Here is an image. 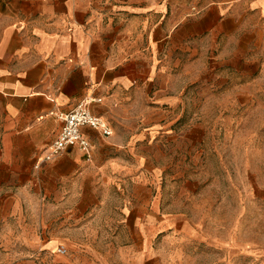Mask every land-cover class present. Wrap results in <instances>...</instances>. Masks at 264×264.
<instances>
[{"label": "crops", "instance_id": "0c3cea01", "mask_svg": "<svg viewBox=\"0 0 264 264\" xmlns=\"http://www.w3.org/2000/svg\"><path fill=\"white\" fill-rule=\"evenodd\" d=\"M261 25L264 0H0V247H29L2 249L0 264H37L41 247L73 245L69 231L87 245V214L112 223L108 184L132 178L128 151L151 114L163 118L197 79L202 59L191 56L209 46L225 74L251 70L248 39ZM86 95L101 97L90 108L111 133L85 125L88 156L69 145L35 166L60 129L56 112Z\"/></svg>", "mask_w": 264, "mask_h": 264}, {"label": "rangeland", "instance_id": "374dc122", "mask_svg": "<svg viewBox=\"0 0 264 264\" xmlns=\"http://www.w3.org/2000/svg\"><path fill=\"white\" fill-rule=\"evenodd\" d=\"M248 41L258 59L246 72L225 74L209 46L191 56L202 59L197 79L163 118L151 114L148 132L128 151L132 178L108 184L112 197L103 204L112 223L87 214L88 244L69 231L73 245L62 243L65 253L55 250L60 242L41 247L37 264H83L79 254L86 264H264V25ZM45 217L32 220L40 228ZM14 248L29 247L0 251Z\"/></svg>", "mask_w": 264, "mask_h": 264}, {"label": "built area", "instance_id": "2783aa9c", "mask_svg": "<svg viewBox=\"0 0 264 264\" xmlns=\"http://www.w3.org/2000/svg\"><path fill=\"white\" fill-rule=\"evenodd\" d=\"M100 100V96L86 95L68 110L56 112L57 117L61 120L60 129L57 135L43 147L41 156L36 159L35 166L61 154L69 145H78L88 156L90 154V141L81 131L85 125L94 128L102 135L111 133L109 124L90 108L92 102ZM55 250L58 253H65L66 247L60 244Z\"/></svg>", "mask_w": 264, "mask_h": 264}]
</instances>
